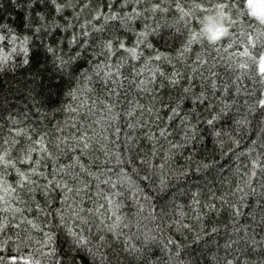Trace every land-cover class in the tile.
Returning <instances> with one entry per match:
<instances>
[{"label":"trees","instance_id":"obj_1","mask_svg":"<svg viewBox=\"0 0 264 264\" xmlns=\"http://www.w3.org/2000/svg\"><path fill=\"white\" fill-rule=\"evenodd\" d=\"M156 2L157 0H142L140 4H136L134 0H130L128 7L118 8L125 15L130 14L133 9L140 11L142 15L133 17L122 25L114 22L117 26L112 28V34L121 36L126 43H134V33L152 32V29L156 28L157 32L149 36L148 40L155 49L167 55L171 63L153 61L150 50L141 46L144 62L128 59L121 71L128 75L131 70L129 81L145 80L153 74L145 69L144 65L147 63L153 71L159 67L160 71L169 76L179 71L187 79H182L181 84L176 88L169 85L166 89L161 88L157 92L163 104L153 101L147 93H140L135 85L125 82L130 97L138 98L141 103L149 107L155 103V107L159 110V119L155 113L139 117L148 127L147 129L138 127L132 131L133 136H139L132 153L124 147V136L129 131L127 128L121 134L118 144H109L115 151L123 152L122 158L126 161L136 157L139 176L135 174L136 166L129 165V167L134 168L131 175L137 187L144 191L140 192L137 198L130 194L125 186L124 194L119 197L123 201L119 215L123 217L127 226L123 227V234L119 238L111 236V248L105 247L101 251L108 255L111 264H229V262L264 264V230L260 226L257 197L249 195L244 202V211L251 215L237 217L235 220L225 208L212 212L204 207L208 203L219 206V198L222 196L233 203H240L238 198L231 196L230 193L237 185H242L254 170L252 168L254 161L264 163V148L260 147L264 132L261 131L262 126L257 117L248 113L245 104V101L255 103V97H250L248 92L244 91V89L256 90L258 94L260 85L241 77L242 90L239 93L235 91L236 85L240 83L235 77L240 75V70H233V62L237 61V58L229 59V57L231 53L242 49L237 44L224 51L227 44L225 42L223 45H217L221 50L216 52L206 39L199 37L189 43L193 35L202 30L204 26L202 21L206 22L208 17L217 16V4L227 3L228 0H163L161 6L168 11L152 13L150 9ZM177 4L188 13L187 16H183L176 7ZM197 4L200 7H196ZM37 14L45 17L43 23L50 26V18H54L57 23H63L55 13L54 6L44 3L43 0H0V23L4 25V31L0 34H7V30L11 29V32L18 37L28 35L30 29L26 25L37 18ZM75 14V9L68 8L63 15L67 17L68 22L75 23ZM226 16L237 20L232 29L233 39L238 37L243 39L240 37L242 31H252L248 27L249 21L245 17L236 15L235 6L226 11ZM76 31H79L78 27ZM56 36L62 42H66L65 37L68 33L57 32ZM51 39V36L45 37L46 42H50ZM18 43L19 41L15 46H18ZM13 46L9 44L7 49L0 51V55H4ZM60 47L63 48L64 43H61ZM73 52L74 49L68 47L58 55L67 59L73 55ZM198 56L206 63L199 64ZM83 59L84 57L80 60L74 59L63 72L49 62L48 68L51 70L43 77L35 79L32 73L25 72L22 68L14 69L8 75L0 73V80L3 81V88L0 90V127H3V138L11 139L8 136L9 129L13 130V134L15 133L16 129L12 121L34 138L36 132H32V129L40 133L52 134L59 125L63 131L55 134L68 136L76 131L72 127L73 124L79 127L91 123L95 117H89L86 121L84 117L87 108L81 109L80 103L86 100L91 104V100L97 95L104 98V94L101 93L99 84L90 83L81 75L85 72L91 74L90 64L73 71L78 64L83 63ZM16 61L17 57L13 55L11 63L15 64ZM133 65L136 66L135 69ZM210 68L217 73V76L211 80H209L211 73L208 71ZM140 70H143V75L137 76L136 72ZM213 82L219 89L215 93L207 87ZM225 84L229 86L228 91L224 90ZM187 86L192 87V92L205 91L207 94L205 104L194 105L192 93L188 94V99L183 98L182 89ZM88 88L94 91L88 92ZM69 93H73L74 96ZM177 97L181 99L177 100ZM177 104L182 114H186L189 118V124L192 126L191 139H186L185 126L179 119L168 121V116L171 115L169 109L176 107ZM226 105L228 107H225ZM222 108L224 112L217 116ZM72 109H77L79 114ZM117 111L122 112L123 108L118 106ZM212 117H217L214 124H207V120ZM245 118L249 121L246 125L241 123ZM126 122V120L121 121V125ZM158 124L169 129L170 134L167 139L157 134L149 140L141 134L144 131L158 133ZM108 135L111 136V131ZM51 138L52 136L49 135L46 139ZM172 144L181 147H172ZM10 152L15 159L14 148ZM71 154L69 152L62 155L61 160L65 163L69 162L67 156ZM34 155L38 158V154ZM96 156L100 157L99 162L95 161ZM82 159L93 165L95 171V163L102 164L106 158L101 152H96L91 157ZM143 159H148L150 165L141 164ZM111 164L115 165L114 159ZM206 164L211 167H204ZM16 167L23 169L25 166L17 164ZM255 171L257 179L254 181V186L258 192L264 191L259 187L264 180V174L260 173L259 168ZM146 172H155L153 176L155 185L152 181L141 179ZM3 179L8 184H15L17 179L15 169L7 170ZM161 179L165 181L163 185L160 184ZM157 188L160 190L158 191ZM131 191L134 193L137 189ZM144 196H148V199L145 200ZM197 199L199 204L195 203ZM11 207L24 210L23 215L28 219H35L34 210H29L26 205L12 202ZM202 207L203 212H201ZM0 218L12 224L0 232V264H13V261L15 264H23L24 260L30 261V264H66L70 261L66 253L71 242L66 240L59 229L54 230L56 241L44 247L41 243L44 240L43 232L34 230L27 224L15 226L21 219L19 213L13 218L12 213L6 215L0 212ZM179 220L189 225V228H179L176 223ZM42 221L43 217H40L41 224ZM85 235L90 234L85 233ZM71 255H77L74 249ZM81 255L86 254L81 252ZM77 259L79 264V258ZM88 260L90 261L91 257H88Z\"/></svg>","mask_w":264,"mask_h":264},{"label":"snow or ice","instance_id":"obj_2","mask_svg":"<svg viewBox=\"0 0 264 264\" xmlns=\"http://www.w3.org/2000/svg\"><path fill=\"white\" fill-rule=\"evenodd\" d=\"M43 2L54 6L55 13L63 23H57L54 18H50V26L43 23L45 17L37 14V18L26 25L30 29L28 35L18 37L11 32V29L7 30V34H0V51L7 49L9 44L14 45L4 55H0V73L8 75L10 71L22 68L23 71L32 73L33 79H35L43 77L46 72L51 70L48 68L49 62L53 67H57L59 71L63 72L73 63L74 59L80 60L81 57H84L83 63L78 64L73 71H78L83 65L90 64L91 74L85 72L81 75L88 82L99 84L104 98L97 95L95 99L91 100V104L86 100L81 101L79 107L87 108L85 120L87 121L89 117H95V119H92L91 123L82 124L79 127L73 124L72 127L76 131L68 136L55 134L63 131V128L57 125L55 133L52 134L40 133L36 129H32V132H36L34 138L28 131L19 128L16 126V122L12 121L16 129L15 133L13 134V130L9 129L8 136L11 139H4L3 127H0V153H2L0 154V212L6 215L12 213L13 218L16 213H19L21 219L19 224L15 225L16 227L27 224L32 229L43 232L44 240L41 243L44 247L56 241L54 230L59 229L66 240L71 242L69 251L66 253L70 257V261L66 264H78L77 257L79 264H111L108 255L101 250L105 247L111 248V236L119 238L123 234V227L127 226L124 224L123 217L119 215V209L123 203L119 197L124 194L125 186L130 194L137 198L144 190L137 187L131 175L134 168L129 167V165L136 166L135 174L139 176L136 157H131L126 161L122 158L123 152L115 151L109 144H118L121 134L127 128L129 131L124 136V147L129 153H132L135 142L139 138V136H133L132 131L138 127L142 129L148 127L139 117L155 113L159 119V110L155 107V103L149 107L141 103L138 98L130 97L125 82L128 81L131 85H135L140 93H147L153 101L163 104V100L157 92L161 88L166 89L169 85L176 88L181 84L182 79L186 80L187 78L183 77L179 71L174 72L171 76L160 71L159 67L153 71L147 63L144 65L145 69L153 74L145 80L137 82L132 79L129 81L131 70L128 75L121 71L128 59L144 62L141 46L150 50L153 61L171 63L170 58L155 49L148 40L149 36L157 32L156 28H153L152 32L134 33V43H126L121 36L112 34V28L117 26L114 22H119L122 25L132 20L133 17L142 15L136 9H133L128 15L118 10V8L128 7L130 0H43ZM134 2L140 4L142 0H134ZM162 3L163 0H157L150 12L168 11L167 8L161 6ZM234 6L236 15L245 17L249 21L248 27L252 29V31L245 30L240 33V37L243 39L232 38V29L237 20L226 16V11ZM176 7L183 16L188 15L183 11V8H180L179 4ZM196 7H200V5L197 4ZM68 8L76 10L75 23L68 22L67 17L63 15ZM145 11L149 10L145 9ZM201 23L204 25L202 30L193 35L189 43L199 37L206 39L216 52L221 50L217 45H223L225 42L227 44L224 51L237 44L242 49L231 53L229 57V59L237 58L238 62H233V70H240V75L235 77L240 82L236 85L235 91L239 93L242 90L243 80L241 77L260 85L258 94L256 90L244 89L250 97H255V103L245 101V104L248 113L257 117L262 126L261 131L264 132V0L220 2L217 4V16L208 17L206 22L202 21ZM77 27L79 31H76ZM70 29L71 31H69ZM3 31L4 25L0 23V32ZM57 32L68 33V36L65 37L66 42H62L56 36ZM48 36L52 37L50 42L45 41V37ZM18 41V46H15ZM61 43H64L63 48L60 47ZM68 47L74 49L72 56L65 59L58 55ZM13 55L17 57L15 64L11 63ZM197 62L201 65L206 63L199 56ZM233 65H229V67H233ZM135 68L136 66L133 65V69ZM208 71L211 73L209 80L217 76V73L211 68ZM136 75H143V70L137 71ZM150 85L153 87L150 88ZM207 87L213 93L219 91L214 82ZM2 88L3 81L0 80V90ZM228 88L229 86L225 84L224 90L228 91ZM87 91L94 90L88 88ZM49 92L51 93V88ZM182 92L185 99H188V94L192 93L194 105L205 104L207 95L205 91L192 92V87L187 86L183 87ZM69 95L74 96L73 93H69ZM180 99L181 97H177V100ZM118 106L123 108L122 112L117 111ZM72 111H77L79 114L77 109H72ZM169 111L171 115L168 116V121L179 119L185 126L186 139H191L192 126L189 124L188 116L179 110V104L170 108ZM223 112L224 108L217 116ZM215 119L217 117L208 119L207 124L213 125ZM123 120L127 122L122 126L121 121ZM241 123L246 125L249 121L245 118V121ZM157 128L159 129L158 133L144 131L141 134L149 140H152L157 134L167 139L170 134L169 129L159 124ZM109 131H111V136L108 135ZM49 135L52 138L46 139ZM236 143L239 146V142ZM4 145H8V147H4ZM172 147H181V145L172 144ZM260 147L264 148V139H262ZM13 148L16 152L15 159L10 152ZM69 152L72 154L67 156L69 162L65 163L61 160V156ZM96 152H101L106 159L102 164L95 163L96 170L94 171L93 165L88 164L82 158L91 157ZM34 154H38V158ZM113 159L115 165L111 164ZM95 161L99 162L100 157L96 156ZM140 163L146 166L150 165L148 159H143ZM17 164L25 167L18 168ZM204 167L211 166L206 164ZM252 168L254 170L242 185H237L235 190L230 193L231 196L237 197L240 203H233L227 197L222 196L219 198V206L215 203H208L204 207L212 212L225 208L235 220L237 217L251 215L244 211V202L249 195L255 196L260 213V226L264 230V191L258 192L254 186V181L257 179L255 169L259 168L260 173L264 174V163L254 161ZM9 169H15L17 173L15 184H8L3 179V175ZM153 176H155V172H146L141 179L152 181L155 185ZM164 183L165 181L161 179L160 184ZM259 187L264 189V180L261 181ZM134 188L137 191L132 193L131 190ZM157 190L160 189L157 188ZM144 199L147 200L148 196H144ZM12 202L24 204L29 210H34L35 219H28L23 215L24 210L20 208H12ZM195 203L199 204L200 202L197 199ZM89 204L92 206H88ZM201 212H203V207ZM40 217H43L42 224ZM197 219H199V214H197ZM176 223L181 229L189 228V225L182 220ZM10 226H12L11 222L6 223L3 218H0V232ZM45 229L49 230L45 231ZM85 233L90 235H85ZM171 242L169 241V243ZM73 249L77 253L76 256L71 255ZM81 252L86 255H81ZM88 257H91L90 261ZM23 264H30V261L24 260Z\"/></svg>","mask_w":264,"mask_h":264}]
</instances>
